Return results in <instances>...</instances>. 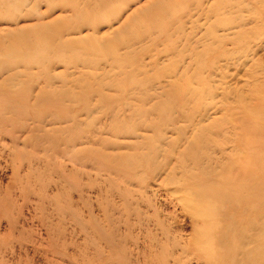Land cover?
I'll return each mask as SVG.
<instances>
[{
    "label": "rangeland",
    "instance_id": "obj_1",
    "mask_svg": "<svg viewBox=\"0 0 264 264\" xmlns=\"http://www.w3.org/2000/svg\"><path fill=\"white\" fill-rule=\"evenodd\" d=\"M245 1L0 0V264H231L232 226L264 247V0Z\"/></svg>",
    "mask_w": 264,
    "mask_h": 264
},
{
    "label": "bare ground",
    "instance_id": "obj_2",
    "mask_svg": "<svg viewBox=\"0 0 264 264\" xmlns=\"http://www.w3.org/2000/svg\"><path fill=\"white\" fill-rule=\"evenodd\" d=\"M220 2V0H219ZM222 2V1H221ZM229 5H233L232 7H224V5L220 8H210L209 11L211 12H208L211 13V15L214 13V12H218V14L220 13L219 11L222 10H225L226 9H230L229 11L231 13H235V12H238V11H242L245 7H247L249 4L245 1V2H242V0H228ZM227 2V3H228ZM181 3V2H180ZM247 4V6H246ZM252 4V3H251ZM179 5V4H178ZM180 10L178 9H174V8H171L172 12L170 11V14L166 17V24H160L158 25V27L160 28V32L166 34L167 36H169L171 34V36H169V40L171 41V44H173V41L174 39L176 38L175 36L178 34L176 33L181 25H179L181 23V21L183 20V16H184V10H187V9H183V8H179ZM183 9V10H182ZM248 10V9H247ZM216 14V13H215ZM152 17V16H151ZM157 18V16L155 17ZM158 19V18H157ZM164 17H162L161 20H163ZM237 19H241V17L239 16ZM156 20V19H155ZM258 21V20H257ZM172 29H175V31H172ZM115 60H118V57L116 56V59ZM132 87L133 88L135 85V87H137V84L136 82H133L131 83ZM129 86H127V88L125 89L124 93H122L124 96L128 95L129 91H126L128 89ZM143 87V86H142ZM137 89V88H136ZM88 91V90H87ZM86 91V92H87ZM100 91L97 90L96 93H98ZM88 93V92H87ZM128 99L127 96L125 98V100ZM236 146V145H235ZM256 192V196L259 197L260 196V193L263 192V189H257V191L251 189L250 191V195H254ZM223 198V195L221 194L219 198H217L220 206L219 208H223L224 207V204L227 202V199ZM231 205V209H233V206L234 205H237L236 202H231L230 203ZM252 206H257L259 208V210H261V207H262V202H259V203H251L250 207L249 208H252ZM243 212V211H242ZM232 231H233V234L232 235H229V236H233V239H234V242L231 241L230 245L232 246L233 248V251L235 254L240 255V257H242V259L237 261L236 263V258L237 256L236 255H233L232 257V260H231V264H264V247L263 246H258V247H254V248H249V247H246V246H243L242 245V241L239 239V237L241 236V234L239 233V231L237 230L236 226H232ZM248 249H251L250 251H248ZM246 251L248 252L247 255L246 254Z\"/></svg>",
    "mask_w": 264,
    "mask_h": 264
}]
</instances>
